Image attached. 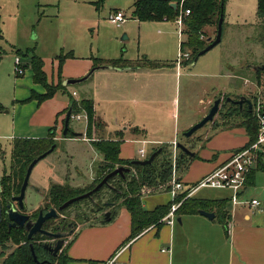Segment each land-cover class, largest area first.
I'll list each match as a JSON object with an SVG mask.
<instances>
[{"label":"rangeland","instance_id":"rangeland-1","mask_svg":"<svg viewBox=\"0 0 264 264\" xmlns=\"http://www.w3.org/2000/svg\"><path fill=\"white\" fill-rule=\"evenodd\" d=\"M97 1L0 0V179L10 175L11 145L13 139L17 138L13 135L14 123L17 125L24 121V117L29 118L30 107L18 105L16 101H19L20 97H27L30 89L40 90L33 84L32 70L28 65L32 54L42 59L49 80L56 79L55 56L60 55H73L74 61L79 64L95 58L115 60L121 55L127 60H136L143 56L151 59L152 55L159 57L158 60L161 62L170 63L178 60L181 40L174 22L137 21L132 17L134 0H104L98 10L95 5ZM256 3L257 0H225L221 42L198 58L194 67L182 65V76L172 79L174 90L170 99L173 100V108L179 121L181 122L185 117L197 119L193 114L202 108L200 101L204 103L209 99L213 101L214 97H220L222 101L213 122L206 124L186 139L180 126L177 130L173 126V121H170L165 131H150V139L163 143L175 140L177 143L184 142L185 144L181 143V145L191 152H196L206 140H202L203 136H201L200 141L198 135L201 134V130H207V126L212 129L222 121V110L227 111L224 103L226 97L241 93L243 96L239 98L249 100L253 107L264 108V75L262 73L256 75V71L252 70L254 66L264 65V26L262 20L256 16ZM116 10L123 11L126 16L125 22L119 26L109 21ZM202 31L204 37H200L201 40L209 44L216 36V22L203 27ZM15 57H19L23 65H28L23 76L18 77L15 73ZM217 60L223 63L222 70L218 67L216 69H219L218 73L213 69L215 77L204 76L202 72L205 62H211V69ZM228 62L233 63L235 68L237 64L239 67L241 64L244 65L246 70L244 69L243 75L237 73L231 75L224 65ZM102 74L104 73L97 70L87 81L76 85L75 91L78 93L76 98L92 99L93 97L96 114L106 123L107 132L113 133L119 125L128 121L132 115L130 110L132 105L104 101L102 89L105 83ZM222 94L227 96H220ZM28 103L21 102V104ZM211 105L212 103L209 109ZM245 107L247 106L244 105ZM123 118L125 119L122 120ZM196 121L195 124L201 120ZM85 127L86 121L83 117L79 120H71L69 125L72 133L83 135ZM101 129L97 128L91 137L95 142L101 141L103 144L112 136ZM79 138H85V135ZM134 138L139 139L138 136ZM243 138L245 135L236 131L223 134L217 140L218 147L223 151L231 143L240 142ZM125 139L121 147L123 156L127 154L136 157L137 151L141 148H144L145 154L151 153L152 145L146 144L143 147L142 144L134 143L129 135ZM56 144L55 151L40 160L30 174L24 203L27 208L26 214L31 217L39 210L46 213L49 208L57 209L46 199V195L49 181H60L61 176L58 174L60 172L73 173L75 167L81 170V176H77L70 183L69 188L75 191L83 192L90 188L92 190L98 184H95L96 179L92 177L103 159L87 141L66 139L58 140ZM163 148L170 152L171 157L173 156V149L167 146ZM178 151L180 150H177V155ZM181 170L183 172L180 176L185 177L184 169ZM259 174L260 171L256 173V180L259 179ZM111 185L117 186V180L111 182ZM150 189L151 194L143 196L144 208L148 209L168 200L166 185ZM111 201H113L111 192L103 188L90 198L71 204L60 213L59 218L75 227L79 225L83 227L85 223L108 224L110 222H105L104 215L109 212L107 206ZM56 224L57 221L51 223V227H47V230H53ZM13 248L8 245L4 250L0 248V264L3 260L1 252L7 255Z\"/></svg>","mask_w":264,"mask_h":264},{"label":"crops","instance_id":"crops-1","mask_svg":"<svg viewBox=\"0 0 264 264\" xmlns=\"http://www.w3.org/2000/svg\"><path fill=\"white\" fill-rule=\"evenodd\" d=\"M56 58L57 56H55V60ZM119 58H123V56L121 55ZM141 58L161 62L158 60L160 58L156 57V55H152L151 59H148L147 56ZM141 58L138 57L136 60ZM96 60L106 59L95 58L86 62H80L79 64L74 61L73 55H67L61 68L60 77L62 83L68 79H80L85 76L90 68L93 67ZM175 62L168 63L170 65L167 67L154 69L138 68L120 70L106 68L100 70V72L104 73L102 74L105 83L102 89L104 91L102 92L105 97L104 101L123 104L130 103L132 105L130 109L132 115L128 118V121L119 125L117 127L118 129L113 131V133L107 132L106 123L96 114L93 97L92 99L76 98L78 93L75 91V86L64 87L56 91L51 98L42 101L40 104H37L35 99L28 104H21V102H25L31 96V92L35 94L45 93L41 85L33 83L40 90L35 88L30 89L27 97H20L21 99L16 101L18 105L29 106L30 113L28 119L24 117V121L19 122L17 125L14 123L13 135L17 136V138L31 139H39V136H41L40 139L54 136L56 147L58 140L82 139V141H87L93 147L91 141L86 137L87 118L84 113L78 115L86 121L85 138L74 137L73 135L70 138H65L66 136L62 135V126L71 102L90 100L94 105L95 117L97 119L99 117L101 123L99 129L104 127L101 131H106L107 135L112 136L108 138L109 140H119L120 136L123 138L119 153L121 160H140V158H136L138 157L137 153L136 157L127 156V154L125 156L122 155V143L125 142V138L128 135L132 137L134 143L142 144L143 147L146 144L153 146L151 153L149 155L145 154V158L142 160L147 159L153 152L161 150L164 146L172 149L169 144L170 142L163 143L150 139V131L163 132L169 126V122L173 121L174 128L177 129L180 126L181 130L185 133L197 122L196 120H201L206 116L210 110L209 106L213 102L211 99L204 103L200 101L202 108L193 114L197 119H188L185 117L181 122L179 121V117L173 108V100L171 101L170 99L174 90L172 79L182 76L181 65L178 66ZM28 65L30 66V60ZM28 65L21 63L24 73L25 67L27 68ZM57 65L58 61L56 60V69ZM210 65L211 62L208 61L203 65L204 71L202 74L204 76L215 77L216 74L213 71L218 67L221 70L223 68V63L219 60L213 63L211 69ZM224 65L231 75L233 73L243 75L244 69L246 70V67L242 64L240 67L237 64V68H235L233 63L229 62ZM190 66L194 67L195 65L192 64ZM43 71L45 72L44 63ZM216 72L219 73V69ZM45 74L47 76L46 72ZM55 77V80H49L47 76V83L56 85L57 75ZM220 96L227 95L222 94ZM239 96L243 95L239 93L237 96H229L226 98L234 100L233 97H238L239 99ZM215 98L218 97H214V100ZM224 103L226 104V110L233 108L232 104L226 103V99H224ZM244 105L239 109L241 110ZM222 112H225V109ZM240 122V117L225 122L222 119L216 127L214 126L211 129L207 126V130H201V134L198 137H200V141L201 136H203L202 140H206L198 147V151H190L193 156L186 155V166L182 168L186 176H180V178L185 187L195 185L204 176L228 160L232 154L243 148L248 141V137L245 130L239 127ZM131 129L135 134L130 132ZM235 131L245 135V138L240 142L231 143L222 151V148L218 147L219 142L217 140L223 134ZM84 135L82 134L81 137ZM135 136H138L139 139L134 138ZM175 142L176 144H185L184 142L177 143L176 140ZM258 162L264 165V157H261ZM258 162L252 168V173L249 174L250 176H248L245 189L237 194L240 201L257 200L260 203L257 208L250 207L247 204L235 203L233 201L234 193L231 190L201 189L191 198L202 202L206 206L205 209H202L203 211L214 214L212 220L198 213L184 214L179 217L175 213L177 219L175 220L174 217L171 224H165L163 222L161 227L151 226L136 238L127 241L131 230L130 214L122 205H116L114 208L115 214L114 217H110V223H85L83 227H81L82 225L75 227L73 233L67 238L62 248L66 251V255L69 258L68 264H106L109 261H112V264H264V168L257 169ZM97 171L98 168L92 178L96 179ZM258 171L261 174H259V179L256 180V173ZM182 172L183 170L179 169V175H182ZM58 174L61 176L60 181L50 180L48 191L51 186L71 187L70 183L77 176H81V170L75 167V172L73 173H65L63 171ZM167 196L168 200L166 199L167 201L165 200L163 203L155 204L148 209L144 208V205L142 206L145 210L151 211L156 206L173 202L170 194H167ZM142 200L143 197H141V202ZM178 219L180 222L177 221Z\"/></svg>","mask_w":264,"mask_h":264},{"label":"trees","instance_id":"trees-1","mask_svg":"<svg viewBox=\"0 0 264 264\" xmlns=\"http://www.w3.org/2000/svg\"><path fill=\"white\" fill-rule=\"evenodd\" d=\"M103 2L104 0H98L95 3L97 10ZM224 3L225 0H134L132 3V17L139 22H174L180 11L185 12L188 10L189 15L184 18V28L182 32L183 37L185 38L179 44L180 52L187 51L190 53L189 60L180 63L181 66H187L194 64L197 61V54L208 46V44L200 38L204 37L202 28L216 22L217 32V23L221 13L223 14L224 22ZM171 4H175L176 8L174 9ZM256 16L258 19L262 20V26H264V0H257ZM19 53L20 52H18V54ZM23 56H27V54ZM65 58V55H60L56 58L58 61L56 69L57 84L52 85L47 83V76L43 71L42 60L36 55L32 54L30 56V67L33 73L32 81L34 84L41 85L45 90V93L35 94L34 92H31V96L26 99L25 102H30L35 99L37 104H40L42 101L51 98L56 91L64 88L62 86L60 74ZM169 65L170 64L168 63L149 61L146 58L134 61L118 58L115 60H96L93 67L106 66L112 69L123 70L138 68L154 69L167 67ZM255 73L256 75L259 73L264 75V70L258 68ZM230 104L233 105V108L222 112V119L225 122L227 120H234L235 118L240 117L241 122L239 123V127L245 130L248 137L247 143L243 146V148H246L255 140L257 133L253 110L251 109L250 111L247 107H243L240 110L237 105L233 103ZM69 109H71V115H78L80 113L85 114L87 118L86 137L91 141L95 150L102 155L103 161L98 167V175L96 177L95 184L99 183L104 176L117 167L122 166L129 168L130 170L124 175V177H120L119 191L112 193V202L114 205H122L130 214L131 230L127 241L136 238L151 226H155L157 228L161 227L162 218L168 214L171 205L176 202H180L181 198L162 206H156L153 210L147 211L142 206V195L140 194V191L143 187L157 189L159 186H163L169 181L171 176L170 152L165 151L162 147L154 157L153 161L146 165H139L132 163V161L121 160L119 158L120 144L123 140L121 136L119 137V140H108L103 144H101V141L95 142L91 137L94 129L101 127L100 121H98L95 117L94 105L92 101H72ZM71 136V130L69 129L65 138H70ZM52 147H54V151L56 148L54 136L42 139L16 138L12 141L10 175L4 176L0 179V248L4 250L7 245L13 246L14 248L7 255H3L1 252V256L3 257L1 264H37L31 255L29 247L30 244L33 246L37 261L41 264L69 263V258L67 257L64 249H62L56 257H52L44 249L43 244L41 243V241L45 239L42 236L38 235L32 241H28L27 234H25L22 229H8L7 217L5 214V205L10 203L11 198L13 196H17L20 192L29 164ZM261 157H264V150L258 155L259 161ZM186 162V154L179 151L177 155L178 170L186 166ZM263 168V163L258 162L257 169ZM250 173H252V171ZM112 181L113 179H110L109 182ZM89 190H91V188L80 192L72 190L68 186H51L48 194L46 195V199L50 201L53 207L58 208L67 200L88 192ZM165 191H168V187ZM119 201L120 203H118ZM204 206L205 205L202 202L193 198L186 199L182 201L180 207L177 209L176 216L179 217L184 214L198 213L199 210L206 208V206ZM114 214H111L110 217H114ZM101 222L103 223V221ZM51 223L52 222L45 224L44 228H49Z\"/></svg>","mask_w":264,"mask_h":264},{"label":"built area","instance_id":"built-area-1","mask_svg":"<svg viewBox=\"0 0 264 264\" xmlns=\"http://www.w3.org/2000/svg\"><path fill=\"white\" fill-rule=\"evenodd\" d=\"M183 1V0H182ZM182 5V3H181ZM189 15V11H180L175 18L174 23L178 27L179 36L181 42L183 41V28H184V18ZM126 20L125 13L120 10H116L110 16L109 21L117 26L124 23ZM180 42V43H181ZM190 58L189 52H180L179 58L176 61L179 66L181 62L187 61ZM15 73L20 76L24 74V70L20 63V58L15 57L14 60ZM73 95H75L73 93ZM254 119L257 127V133L255 140L246 148H243L234 154H232L228 160L222 163L220 166L211 171L208 175L204 176L195 185L190 187H185L181 182L179 175V170L177 168V144L175 141L170 142V146L173 149V156L171 157V176L169 181L165 184L168 187V194H170L172 201L181 198L180 202L174 203L168 214L161 220V223L171 224L173 218L175 217L176 210L180 207L182 201L191 198L197 191L201 189H227L234 193L233 201L235 203L247 204L250 207L257 208L260 203L255 200H239L237 194L242 192L247 183V176L249 175L252 168L255 166L258 160V155L264 150V108L258 106L253 108ZM71 120H79V115H71ZM137 155L142 160L145 158L144 149H139ZM151 189L148 187H143L141 190L142 197L145 195H150ZM106 264H112V261Z\"/></svg>","mask_w":264,"mask_h":264},{"label":"water","instance_id":"water-1","mask_svg":"<svg viewBox=\"0 0 264 264\" xmlns=\"http://www.w3.org/2000/svg\"><path fill=\"white\" fill-rule=\"evenodd\" d=\"M171 6L175 9L176 5L175 4H171ZM222 24H223V14H220L218 23H217V32H216V36L214 38L213 41H210V39L208 40V42L210 41V43L208 44V46H206L203 50H201L197 56H196V60L205 55L207 52H209L210 50H212L215 46H217L220 42H221V36H222ZM110 69V67H106V66H97V67H93L89 70V72L83 76L80 79H68L65 80L62 83L63 87H68V86H76L80 83H83L85 81H87L92 74L97 71V70H104V69ZM258 68L264 70V66H259V67H252L253 71H257ZM222 99L220 97L216 98L215 100H213L211 108L209 110V112L206 114V116H204L200 122H198L197 124L193 125L187 132H185L183 134V136L185 138H190L197 130H199L200 128H202L203 126H205L208 123H211L215 117V115H217L218 111H219V107L221 104ZM226 103H233L235 105H237L239 108H241L244 104L247 105L248 110L251 111L252 109V104L249 100H246L243 97H240L238 100H232L231 98H226ZM70 116H71V109H69L66 112L65 115V119H64V124H63V131H62V135L66 136L68 131H69V121H70ZM71 134L74 137H81L82 134L80 133H72ZM52 147L51 149H49L47 152L43 153L42 155H40L39 157H37L36 159H34L28 166L25 176H24V180L23 183L21 185L20 188V192L17 196H13L11 198V202L12 203H16V207L14 205H12V207L10 208V210L8 211V216H9V221L12 222L11 227H15L16 225H18V227L23 228L24 232L27 233V240L28 241H32L33 237L37 234H40L44 237H46L47 239H55L57 240L55 243V246L53 248H49L47 245L45 246V248H49L50 252L52 253V256L55 257L57 256L58 252L61 250V248L64 245V238L67 237L71 232H69L68 234L66 233H51L49 231L43 230L42 227L45 224V222H47L48 220L51 219H57L58 218V212L63 211L65 209H67L71 204L75 203V202H79L81 199L84 198H90L94 193L98 192L103 186L107 185V182L112 179L113 177H115L116 175H119L121 177H124V175L126 173H128L130 170L129 168H125V167H117L115 168L113 171H111L110 173H108L106 176H104L102 178V180L90 191L76 196L74 198H71L69 200H67L66 202H64L61 206H59L57 209L55 208H49L48 212H46L45 214L42 211H39L38 213V217L35 221H31L28 220L29 217L27 215H22L19 212H25L26 211V206L24 203V197H25V191L26 188L28 186V181H29V177L30 174L32 172V169L35 167V165L42 159H44L46 156H48L52 151H53ZM177 148L184 154L189 155V156H193V154L183 145L181 144H177ZM160 150H157L156 152H153L147 159L145 160H133L132 163L134 164H139V165H146V164H150L154 157L157 155V153ZM198 214L206 217L209 220H212L214 218V214L209 213V212H205L203 210H200L198 212ZM105 222H109L110 221V215L106 214L105 218H104ZM178 222H180V220H177ZM30 247V251H31V255L33 257V260L37 263V264H41L37 261L34 250H33V246L32 244L29 245Z\"/></svg>","mask_w":264,"mask_h":264},{"label":"flooded vegetation","instance_id":"flooded-vegetation-1","mask_svg":"<svg viewBox=\"0 0 264 264\" xmlns=\"http://www.w3.org/2000/svg\"><path fill=\"white\" fill-rule=\"evenodd\" d=\"M120 177L121 176H119V175H116L115 177H113L112 179H113V181L112 182H114V181H116L117 180V186L115 185V186H113V185H111V182H107V185L106 186H103L101 189H103V188H106V189H108L110 192H111V194L112 193H114V192H117V191H119V187H120ZM12 205H14L15 207H16V203L14 204V203H12V202H10V203H7L6 205H5V214H6V217H7V224H8V229H11V228H17V229H22L23 231H24V229L23 228H20V227H18V225H16L15 227H11V224H12V222L11 221H9V216H8V211L10 210V208L12 207ZM115 206L116 205H114V203L111 201V202H109L108 203V209H109V212L108 213H106V214H109L110 216H111V214H114V208H115ZM66 210V209H65ZM65 210H63V211H65ZM39 211H42V210H39ZM39 211H38V213H39ZM63 211H60V212H58V218L57 219H51V220H48L47 222H45V224H47V223H49V222H52V223H56V221H57V224H56V226L53 228V230H51V231H49V230H47V229H45L44 227H45V224L43 225V227H42V229L43 230H46V231H49V232H51V233H66V234H68L69 232H71L67 237H65L63 240H64V242L67 240V238L69 237V236H71V234L73 233V231H74V229H75V226H73L71 223H67V222H65V221H62L59 217H60V213L61 212H63ZM26 212H27V209H26V211L23 213V212H19L20 214H22V215H27L28 217H29V219L28 220H31V221H35L36 219H37V217H38V213H36V216L33 214V216L31 217L30 215H28V214H26ZM43 212V211H42ZM44 213V212H43ZM45 214V213H44ZM106 214L104 215V218H105V216H106ZM34 217V218H33ZM51 227V226H50ZM25 233V232H24ZM25 234H27V233H25ZM42 236V235H40V234H37V235H35L34 237H33V239L36 237V236ZM43 238H45L43 241H41V243L43 244V247H44V249L52 256V253L50 252V250H49V248L51 247V248H53L54 246H55V243H56V241L57 240H55V239H47L46 237H44V236H42ZM48 246L49 248H45V246ZM64 246V245H63ZM63 248V247H62ZM62 248H61V250H62ZM60 250V251H61ZM59 251V252H60ZM58 252V253H59ZM58 255V254H57ZM53 257V256H52ZM56 257V256H55Z\"/></svg>","mask_w":264,"mask_h":264}]
</instances>
